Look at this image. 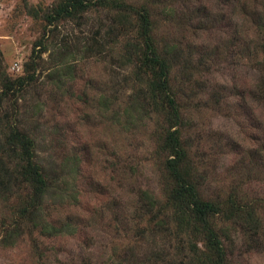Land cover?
<instances>
[{
  "label": "rangeland",
  "instance_id": "1",
  "mask_svg": "<svg viewBox=\"0 0 264 264\" xmlns=\"http://www.w3.org/2000/svg\"><path fill=\"white\" fill-rule=\"evenodd\" d=\"M59 1L0 0V53L11 77L22 74L45 25L28 6L40 14ZM127 1L147 2L168 50L181 140L201 196L259 201L256 230L214 220L228 263L264 264V98L255 88L264 69L253 25L264 0ZM113 20L90 9L83 19L59 21L36 82L0 103L49 169L46 220L74 227L45 237L23 226L14 244L0 241V264L187 263L176 222L160 213L168 184L156 147L161 114L145 100L148 72L115 58L122 41L114 42ZM11 212L0 205V222L9 223Z\"/></svg>",
  "mask_w": 264,
  "mask_h": 264
},
{
  "label": "trees",
  "instance_id": "2",
  "mask_svg": "<svg viewBox=\"0 0 264 264\" xmlns=\"http://www.w3.org/2000/svg\"><path fill=\"white\" fill-rule=\"evenodd\" d=\"M90 9H101L113 14L115 44L121 43V52L115 58L126 67H133L136 74L147 71L145 90L148 104L161 114L162 133L157 137L156 147L164 158L161 168L167 178L165 203L160 210L176 222L177 242L186 264H229L228 255L221 239L222 229L216 228L214 220L225 221L258 229L255 213L259 201L239 203L234 197L223 201L205 199L199 190L197 170L188 157L187 148L180 135V110L171 92L172 62L168 50L158 44L155 23L151 19L147 2L133 5L127 0H60L50 9L38 13L33 6L28 12L34 18L44 20L43 30L32 45L31 53L23 64L22 74L11 77L3 65L0 53V103L9 92H20L31 86L38 78L37 68L44 61L48 43L53 38L59 21L83 19ZM134 18L131 23L130 18ZM256 32V54H262L264 69V12L256 13L253 22ZM65 53L60 54L63 59ZM62 61V60H61ZM256 91L264 98V77H260ZM0 111V205L11 210V221L0 222V241L12 245L27 231L37 230L41 236L54 237L72 233L70 221L58 226L46 220L45 202L52 191L47 175L36 154L33 137L8 119ZM56 193V192H55ZM55 193L53 195H55ZM56 197V196H55ZM57 198V197H56ZM148 205L152 200L146 196ZM158 256V254H157Z\"/></svg>",
  "mask_w": 264,
  "mask_h": 264
}]
</instances>
